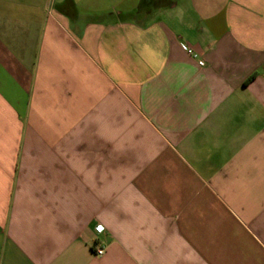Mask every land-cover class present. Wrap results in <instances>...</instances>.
<instances>
[{
  "label": "crops",
  "instance_id": "crops-1",
  "mask_svg": "<svg viewBox=\"0 0 264 264\" xmlns=\"http://www.w3.org/2000/svg\"><path fill=\"white\" fill-rule=\"evenodd\" d=\"M0 264H264V0H0Z\"/></svg>",
  "mask_w": 264,
  "mask_h": 264
},
{
  "label": "built area",
  "instance_id": "built-area-1",
  "mask_svg": "<svg viewBox=\"0 0 264 264\" xmlns=\"http://www.w3.org/2000/svg\"><path fill=\"white\" fill-rule=\"evenodd\" d=\"M181 48H182L183 51L187 52L188 54L192 55L193 58H195V55L193 54L192 50L189 49L187 46L182 45ZM198 65H199V66H203L204 63H203L202 61H198ZM96 230H97L98 233H101V232H102V228H101V227H98ZM92 250H93L94 255H96V256H98V257H99V256H102L103 253H104L103 248H101V247H99V246H97V245H94V246L92 247Z\"/></svg>",
  "mask_w": 264,
  "mask_h": 264
}]
</instances>
